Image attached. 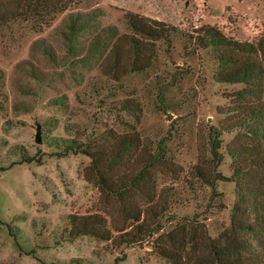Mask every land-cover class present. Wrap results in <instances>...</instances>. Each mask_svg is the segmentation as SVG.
I'll return each mask as SVG.
<instances>
[{
  "label": "rangeland",
  "instance_id": "obj_1",
  "mask_svg": "<svg viewBox=\"0 0 264 264\" xmlns=\"http://www.w3.org/2000/svg\"><path fill=\"white\" fill-rule=\"evenodd\" d=\"M126 12L173 27L169 43L140 38L153 53L143 69L127 65L123 40L90 55L102 29L130 33ZM86 13L98 15L67 37V16ZM205 26L255 50L200 47L194 38ZM263 37L264 0H77L0 22V264H174L158 246L181 264H216L206 242L231 227L248 243L243 264H264ZM112 44L121 51L117 78L103 73ZM226 54L232 64H259L261 77L219 81ZM210 127L219 132L218 163L210 162ZM120 136L132 146L114 162ZM96 163L113 187L146 168L141 185L149 187L119 201L96 183ZM195 166L218 174L212 186ZM122 209L148 221L153 210L159 229L123 242L133 221ZM92 215L108 238L72 236L71 216Z\"/></svg>",
  "mask_w": 264,
  "mask_h": 264
},
{
  "label": "trees",
  "instance_id": "obj_2",
  "mask_svg": "<svg viewBox=\"0 0 264 264\" xmlns=\"http://www.w3.org/2000/svg\"><path fill=\"white\" fill-rule=\"evenodd\" d=\"M77 0H0V22L6 21L12 17L19 16L20 14H25L28 16H47L51 13H56L62 11L66 8L67 5L75 2ZM98 14L94 13H86L83 15L80 14H69L67 16L66 36H72L76 31L83 29L89 25L91 21H93V17ZM124 20L127 28L130 30L129 34H123L119 39L117 37V30L115 27H108L102 29L96 36L93 38V49L91 50L90 55L97 53L101 48L106 47L112 38L115 40H123L125 44V54L127 65L132 67L133 69H143L151 63L153 58V53L148 47V43L140 40V38L145 37L151 40L161 39L167 43H169L170 33L173 31V27L165 26L161 21L155 19H148L146 17H141L137 14L126 12L124 15ZM137 36V37H136ZM194 41L199 44L200 47L213 46L220 47L223 49H233L237 52L241 53H251L255 50L252 45L243 44L236 42L234 40H230L225 38L217 29L211 26H205L202 28V34L197 35L194 38ZM262 45V46H260ZM260 49L264 48V37L259 40L258 45ZM257 48V47H256ZM258 48V49H259ZM120 47L119 45L112 44L109 50L112 61L107 66H103V73L108 74L114 78L119 77L122 73H118V69H123L120 64L121 55H120ZM232 57L230 55H221L218 57V63L221 65L222 70L217 73V78L221 82L227 83H244L248 84L252 80H258L262 73L263 68L259 64H254L253 62H242L240 64H232ZM106 60L110 61V57H107ZM230 64L229 69H227V65ZM123 71V70H122ZM2 79V73L0 71V81ZM250 120L256 119V116L259 114L258 112H250ZM219 132L214 127L209 128V136H208V145H209V153H210V162L215 161L218 163L220 161V154L218 152L219 147ZM123 137H119L112 145L110 146V150L112 151L111 159L114 162L119 161L120 152H124L129 149L132 144L129 141L122 140ZM72 146H69L70 149ZM79 151L84 153H88L87 150H80V146H77ZM89 155V154H88ZM94 159V158H93ZM92 159V160H93ZM94 164V163H93ZM151 166H154L151 164ZM98 166L96 163V183L98 186L105 192L114 195L117 200L122 201L123 198L132 192L134 189L137 190H145L148 186H142L141 182L148 175V171L146 168L143 170H139L132 178L128 181H120L121 184H116L114 187L112 184H109V177L104 176V173L101 170H98ZM195 173L197 177L206 179L205 182L207 185L212 186L213 181L216 179L215 172L209 171L208 175H205L204 172L200 169V167L195 166ZM207 176V177H206ZM221 177V176H220ZM149 179V177H148ZM111 180V179H110ZM112 181V180H111ZM151 182V181H150ZM155 206H159L161 208V204L153 201L151 209ZM124 216L131 219L133 224L130 226L132 231H123L119 233L118 237L124 236L123 242H136L140 241L143 238V234L147 232V235H151L159 229V224L157 220H155L156 213L151 212V218L148 221L146 218L139 219V211L136 212H126L125 209H122ZM71 229L72 236H77L79 234L92 235L99 239H107L108 234L107 230H105L101 226V220L96 216H82L75 217L71 216ZM234 224V222L232 223ZM231 224V226H232ZM248 225V224H247ZM247 227V226H246ZM134 230V231H133ZM170 241L173 240L172 237L168 236ZM185 244H189V247L194 245V240H185L182 238ZM200 239L198 242H201ZM197 243V242H196ZM209 248L208 250L211 252L210 262H215L216 264H243L244 261V253L249 251L247 246V242L243 239H239L235 237L233 229H227L222 231L214 241L206 242ZM201 245H205L201 242ZM158 252L165 258L173 261L174 264H181L179 262V257L174 251L166 249L164 246H158ZM118 260L117 258L115 261ZM264 262V258L262 259ZM197 262H193L196 264Z\"/></svg>",
  "mask_w": 264,
  "mask_h": 264
},
{
  "label": "water",
  "instance_id": "obj_3",
  "mask_svg": "<svg viewBox=\"0 0 264 264\" xmlns=\"http://www.w3.org/2000/svg\"><path fill=\"white\" fill-rule=\"evenodd\" d=\"M34 140H35L36 142H40V138H39V135H38V130H36V134H35V138H34Z\"/></svg>",
  "mask_w": 264,
  "mask_h": 264
}]
</instances>
